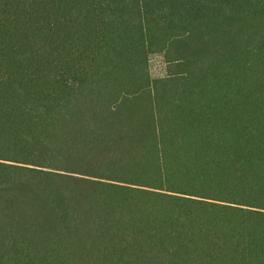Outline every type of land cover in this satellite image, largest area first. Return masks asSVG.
Here are the masks:
<instances>
[{
    "label": "trees",
    "instance_id": "16d2710c",
    "mask_svg": "<svg viewBox=\"0 0 264 264\" xmlns=\"http://www.w3.org/2000/svg\"><path fill=\"white\" fill-rule=\"evenodd\" d=\"M0 264H264V0H0Z\"/></svg>",
    "mask_w": 264,
    "mask_h": 264
},
{
    "label": "rangeland",
    "instance_id": "374dc122",
    "mask_svg": "<svg viewBox=\"0 0 264 264\" xmlns=\"http://www.w3.org/2000/svg\"><path fill=\"white\" fill-rule=\"evenodd\" d=\"M152 64V74L154 77L163 75L164 73V63L161 56H154L151 61Z\"/></svg>",
    "mask_w": 264,
    "mask_h": 264
}]
</instances>
